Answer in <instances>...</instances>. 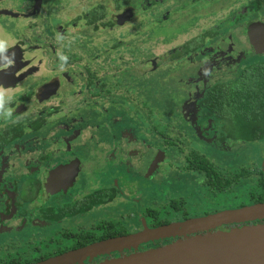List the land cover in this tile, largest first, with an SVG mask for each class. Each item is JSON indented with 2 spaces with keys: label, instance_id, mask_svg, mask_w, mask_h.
Listing matches in <instances>:
<instances>
[{
  "label": "flooded vegetation",
  "instance_id": "flooded-vegetation-1",
  "mask_svg": "<svg viewBox=\"0 0 264 264\" xmlns=\"http://www.w3.org/2000/svg\"><path fill=\"white\" fill-rule=\"evenodd\" d=\"M196 1L0 0V238H8L10 245L15 237H27L28 243L40 240L32 249L26 245L0 264H37L103 241L100 238L112 232H138L135 227L126 228L122 207H114L123 200L133 203L136 211L132 215L140 217L141 213L148 228H154L155 219H159V212L149 208L144 210L145 215L142 213V201L134 193L145 179L151 181L162 175L169 152H182L176 146L177 139L166 133L176 118L152 104L153 96L146 91L150 87L141 83L139 73H107L103 69L107 63L101 60L107 56V46L123 43L112 34L122 35L140 11L155 16L148 29L163 26V31L168 26L181 28L185 21L182 16L198 17L213 11V7L219 9L218 17L209 13L202 19L201 32L197 24L196 33L168 50L167 64L172 66V73H189L186 62L198 65L190 70L196 77L188 78L193 86L181 94L183 100L177 110L187 133L212 150H229L227 142L235 138L229 124L233 112L215 115L208 108L206 93L213 92V106L217 108L223 104L222 92L245 86L246 73L250 76L256 70L263 90L264 124V0H206L190 9L183 5ZM255 12L256 17H252ZM217 19L225 23V28L220 36L219 32L212 36L209 30ZM178 37L174 34L172 41ZM158 39L162 44L168 42L160 34ZM262 39L263 49H258L256 45ZM130 42L126 43L127 52L137 57L140 50L133 45L138 40ZM249 50L259 53L263 61L251 64ZM98 60L99 65L93 66ZM152 65L156 69L154 61ZM198 73L204 75V82ZM249 82L250 78L247 87ZM157 110L164 115L158 117V124ZM160 125L167 126L165 132L158 129ZM155 133L162 144L151 139ZM112 140L117 148H112ZM79 153L86 160L103 155L105 170L112 166L118 172L114 174L116 182L92 191L89 188L88 193L75 198L74 188L88 165H83ZM59 160L62 163H57ZM183 170L203 176L187 165ZM203 183L206 191L218 193L206 186L205 179ZM171 202L175 212L186 207L181 199ZM182 216L178 222L189 219L186 212ZM109 228H113L111 232ZM91 239L95 241L89 242ZM140 248L136 252L143 251ZM134 252H115L86 264H100Z\"/></svg>",
  "mask_w": 264,
  "mask_h": 264
},
{
  "label": "rangeland",
  "instance_id": "rangeland-1",
  "mask_svg": "<svg viewBox=\"0 0 264 264\" xmlns=\"http://www.w3.org/2000/svg\"><path fill=\"white\" fill-rule=\"evenodd\" d=\"M237 1L241 0H236V2ZM205 3L206 0H198L190 5L187 2H185L183 5L186 7L189 6L188 9H190L194 5L198 6ZM218 3L220 2L215 4L218 5ZM251 6L255 5L252 4ZM209 13L217 14L218 17L219 9L215 10L213 7V11L204 12L203 15L198 17H190L191 15H187V17L182 16L183 20L185 21H182L181 28L177 27L174 30V27L172 28L171 26H168L164 27L162 31V26L160 29H152L155 32L154 34L151 28L148 29V27L155 16H153L152 12L140 11L137 20H134L132 25L125 27L122 31V35L118 33L112 34V36L117 37V39H122L123 43H118V46H107V56L101 58L102 61L107 63V66L103 67V69H106L107 73H139L141 83L146 84L148 88L150 87L149 89H146V91H148L150 95L153 96L152 104H155V106H158L160 109H165V113H169V115L171 114L172 117L175 116L176 118L172 122L174 125H169L170 128H168L166 133L171 135L174 139H177L176 146H178L182 152H169L167 163L164 162V165L162 166V175H157V177L153 178L151 181H147L149 179H145V181L140 184L138 190L135 191L136 193H134V195H138L137 197L142 201L144 208L141 211L144 215V210L149 208L150 210L159 212V220H167L169 222L173 221L172 223H178L177 220L182 219L183 212L187 213L189 219H195L223 211L237 210L243 207L254 205V201L251 199V195L253 194L254 190L252 188V184L256 181L257 175L253 176L254 174L252 173L253 175L250 178L243 179L240 184L229 189L227 192H214L212 193V196V194L206 191L202 186L204 184V176L197 173L185 172L183 170L187 165L185 157L186 155H190L193 150H198L200 153H206L209 155L208 157L214 162L216 169L225 176H233L235 173H239L241 169L244 168L252 172L264 170V139L244 141L234 138L233 140L227 142V146L230 148L229 150H223V148H213L215 150L214 151L210 149L209 146L200 144L201 142H198L192 133H187L186 128L184 129V123H182L180 117L177 116V110H179L180 103L183 100L181 94L184 93L187 88L190 89V87L193 86V84L188 81V78H190V76L192 78L196 77V73H190V70H192L195 65H198H193L190 64V62H186L185 68L189 73H180L181 71L178 73H172L170 71L172 66L170 67L167 64L168 60H170L168 59L170 56L168 54V50L177 46V42L183 41L186 37L191 36L193 32L196 33L197 31L194 30V26L197 24L201 27H199L200 29L198 31L204 28L202 19H204L206 15H209ZM256 15L257 12H255V15L252 17H256ZM178 17L179 15L177 18ZM236 18H239L238 14H236ZM224 28L225 23L217 19L215 24L210 28L209 32L212 36H217V32H219L220 36ZM159 34L160 37L163 36L164 40H167L168 42H164L165 44H162L161 40L158 39ZM174 34L179 35V37L175 39L176 41H172ZM97 37L98 35H93V39L97 40ZM131 39L138 40V44L133 45L134 47H139L140 52L137 57L133 56V53L127 52L129 46L126 45V43H131ZM154 39H156V41ZM153 42H155V44H152ZM115 47L116 51H114ZM130 47H132V45ZM95 53H98V51H95ZM247 54L252 56V58L249 59L251 64L260 63L263 61V57H261L259 53L254 54L249 50L247 51ZM152 57L159 58L154 60L151 59ZM81 60L83 64L86 63V60ZM249 60L247 61L248 63ZM153 61L156 66V69L154 70L152 65ZM98 63L99 60L95 62L93 66L99 65ZM169 63L172 62L169 61ZM245 64L246 63H242L241 65ZM158 69L159 71L154 73V71ZM151 72L153 74L149 75ZM234 74L237 75L238 73H232V75ZM198 75L202 82H204V75H201L200 73H198ZM160 116L162 117L164 115L157 110L155 119L157 124L159 122L158 117ZM177 121L178 123L180 122L179 126L175 125ZM166 127L167 126L163 127L160 125L158 126V129L165 132ZM219 127L220 123L217 125V128ZM140 129H142V126H140ZM151 139L157 141L156 144H162L160 142L159 135L156 133L151 136ZM111 146L113 149L117 148L116 141L112 140ZM139 147H141V145ZM79 154L82 156H77L82 160L83 165L85 163L88 165L87 170L83 168L79 180L76 183V187L74 188V195L76 196L75 198L88 193L87 189L89 188H91L90 191H92L100 187H106L110 185L111 182H116L117 178H115L114 174L118 172L114 170L112 166H110L107 171L105 170L104 163L106 159H103V155L97 154V159L93 157H87L86 160L84 154ZM118 155L120 156L119 153ZM104 158H106V156H104ZM57 163L62 162L59 160ZM140 170L142 172L145 171L143 167ZM72 196L73 195H70V197ZM172 199L176 202L180 199L183 200L186 204V207H184V209H180L179 212H175L171 207ZM120 203L122 204L114 207L115 209H121L122 207V217H124L126 228L129 227L131 229L135 227L139 231L140 229H143L142 220H144V218L142 217L141 213H139L140 217L137 215H132V213H135L136 211V207L133 206V203L127 200H123ZM95 220L96 219H93V221ZM229 229H227V226H223L221 228L211 230L210 232H215L218 230L226 231ZM196 235L197 234H194L192 236ZM250 238L257 239L260 238V235L253 233L247 237L245 242ZM181 239H184V237ZM27 240V237H15L14 240H12V245H10L8 238H0V261H2L5 257L7 258L14 256L26 245H31L29 248L32 249L33 246L40 241L39 239H36L37 241H31L28 243ZM177 240L178 239H175L171 242H165L166 244L164 245L174 243ZM150 249H152V247ZM21 253L23 254V252Z\"/></svg>",
  "mask_w": 264,
  "mask_h": 264
},
{
  "label": "water",
  "instance_id": "water-1",
  "mask_svg": "<svg viewBox=\"0 0 264 264\" xmlns=\"http://www.w3.org/2000/svg\"><path fill=\"white\" fill-rule=\"evenodd\" d=\"M258 42L256 47L263 49V39ZM57 173V170L51 173L50 181ZM261 219H264V203L156 228H148L143 222L139 232L106 239L37 264H86L95 258L131 249L135 252L100 264H264V224L210 232L226 225ZM253 233L260 238L245 242ZM194 234L197 235L192 236ZM175 237L179 239L174 243L136 252L146 244Z\"/></svg>",
  "mask_w": 264,
  "mask_h": 264
},
{
  "label": "trees",
  "instance_id": "trees-1",
  "mask_svg": "<svg viewBox=\"0 0 264 264\" xmlns=\"http://www.w3.org/2000/svg\"><path fill=\"white\" fill-rule=\"evenodd\" d=\"M250 73V76L246 73L245 84L247 85V80L250 78V82L248 83L249 87L244 84L239 88H229V91L222 92L221 98L223 99V104L219 107L215 108L213 106V92L209 91L206 93L209 106L208 108L211 112H215V115H224L225 113L233 112V116H230L229 124L234 130V136L236 139L244 140V141H255L264 138V124H263V90L260 84V73ZM232 103L234 106L228 107L227 104ZM223 113V114H222ZM174 144V143H173ZM172 145V141H171ZM188 163L187 167L189 170H194L198 173H202L205 177V184L209 186L210 189L217 190L220 193H225L229 189L241 183L243 179L250 178L257 175L256 181L252 184L253 194L251 195V199L254 201L253 204L264 203V172H252L248 171L246 168L241 169L239 173H235L233 176H225L220 171H218L215 165L208 159L205 155L200 152L193 151L187 157ZM253 173V174H252ZM178 206V205H177ZM177 210H179L177 208ZM257 222H263L264 219L256 220ZM252 222H243L236 223L232 225H226L227 229L232 228L234 226L242 227L241 225H250ZM171 222L167 220H159L155 219L153 226L154 228L170 224ZM225 226V227H226ZM113 228H109L108 232H111ZM116 231V230H114ZM117 232V231H116ZM127 231L124 230L122 233H109L106 236H102L100 240L110 239L121 235H126ZM175 238L164 239L161 241H157L151 244H146L142 246L140 249L145 250L148 247L155 246V248L164 246L159 245L160 243L170 242ZM94 242L95 239L89 240V242ZM159 245V246H158Z\"/></svg>",
  "mask_w": 264,
  "mask_h": 264
}]
</instances>
